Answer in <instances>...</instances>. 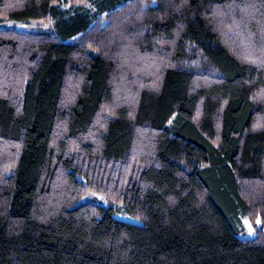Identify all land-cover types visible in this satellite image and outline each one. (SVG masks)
<instances>
[{
    "label": "trees",
    "instance_id": "trees-1",
    "mask_svg": "<svg viewBox=\"0 0 264 264\" xmlns=\"http://www.w3.org/2000/svg\"><path fill=\"white\" fill-rule=\"evenodd\" d=\"M66 1L0 0V264H264V0Z\"/></svg>",
    "mask_w": 264,
    "mask_h": 264
},
{
    "label": "rangeland",
    "instance_id": "rangeland-1",
    "mask_svg": "<svg viewBox=\"0 0 264 264\" xmlns=\"http://www.w3.org/2000/svg\"><path fill=\"white\" fill-rule=\"evenodd\" d=\"M71 3H72L71 0H67L66 3L64 4V8L66 9L69 8L71 6ZM38 26L39 25L37 23H33V22H19V21L5 20L0 24V29H11V30H16L18 32L29 33V32L35 31ZM47 26H48L47 24L42 25L43 28H47ZM86 202L93 203L95 205H99L105 208H109V207L114 208L115 210L114 217L117 220L128 222V223L135 224V225L141 224L138 220L133 219L128 214H126L125 211L119 212L118 210H116L118 206L110 204L101 195L90 193L84 196L79 202V204L86 203ZM238 219H239L238 220L239 221L238 222V229H239L238 238L241 240H251L255 238L257 228L261 227L262 223L258 221L257 225L254 226L249 221V219L242 213L239 214Z\"/></svg>",
    "mask_w": 264,
    "mask_h": 264
},
{
    "label": "snow or ice",
    "instance_id": "snow-or-ice-1",
    "mask_svg": "<svg viewBox=\"0 0 264 264\" xmlns=\"http://www.w3.org/2000/svg\"><path fill=\"white\" fill-rule=\"evenodd\" d=\"M250 231H251V229H250Z\"/></svg>",
    "mask_w": 264,
    "mask_h": 264
}]
</instances>
